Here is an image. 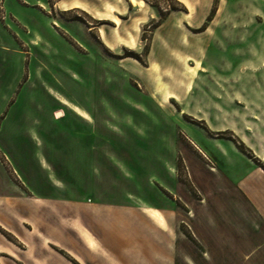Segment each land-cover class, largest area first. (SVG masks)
<instances>
[{
	"label": "rangeland",
	"instance_id": "rangeland-1",
	"mask_svg": "<svg viewBox=\"0 0 264 264\" xmlns=\"http://www.w3.org/2000/svg\"><path fill=\"white\" fill-rule=\"evenodd\" d=\"M246 72L264 73V0H0V175L20 184L14 167L39 188L49 173L60 187L54 217L69 215L73 227L66 233L72 255H63V264L127 259L112 257L113 248L99 240L100 202L149 209L157 224L147 218L145 232L120 231L128 240L115 248L143 253L137 238L147 237V264H264V225L250 221L249 208L242 217L233 209V223L224 227L210 223L183 160L200 153L194 132L219 139L220 147L231 141L249 158V141L264 152L263 93L253 100L240 90L264 88V81L243 80ZM210 88L230 93L211 97L231 104L223 117L224 105L215 103V132L197 117L209 107L199 95ZM207 156L204 163H214ZM255 163L264 170V160ZM164 168L182 183L180 191L159 186ZM85 230L99 241L84 240L87 247ZM40 242L53 255L48 239ZM5 258L13 264L15 256Z\"/></svg>",
	"mask_w": 264,
	"mask_h": 264
},
{
	"label": "crops",
	"instance_id": "crops-1",
	"mask_svg": "<svg viewBox=\"0 0 264 264\" xmlns=\"http://www.w3.org/2000/svg\"><path fill=\"white\" fill-rule=\"evenodd\" d=\"M242 77L243 80L255 78L257 81H264V73L256 74L246 72L243 73ZM240 90L245 91L246 96H252L253 100L254 96L259 97L261 95L260 93H263L264 97V88H241ZM203 91L206 93L203 92L199 96H205L207 98L206 100L203 99V102L208 104L209 107L204 111L203 116L198 114L197 117L199 122H203L204 127L210 132H215L213 129L217 126L214 123V118L216 119L215 103L224 105L223 117L230 114L228 108L231 104L225 97L223 99L221 98V101L211 97L216 95L228 96L230 93H228V89H224L223 95L212 88L204 89ZM59 99L57 100L59 101ZM193 100L196 101V99ZM255 100L257 101V98ZM59 102L76 114L72 110V106L76 105H66L61 100ZM259 102L264 103V99L261 98ZM77 116L86 121L91 120V118L88 120L82 116ZM224 122V127L230 126L226 123L227 119ZM193 134L194 136H192L191 142L197 147L200 153H194L195 160L189 157L183 160L185 162L188 179L195 189H197L199 195L200 203L198 206L202 208L207 202L206 210H208L209 222L224 227L225 224L233 223V209H238L236 214L238 217H242L240 216L241 213L247 216L249 208L253 215L250 221L264 225V170L255 163V160H264V152L260 153L258 150H255L256 148H252L251 142L249 141V145L246 148L253 152L252 158H249L231 141H228L226 144H221L220 147L218 144H215L216 142H220L219 139L208 136L207 138L201 132H194ZM239 139L243 144H246L241 136ZM200 149H203L204 152ZM206 154L214 163H204L202 155L207 156ZM6 158L13 167L11 159L8 156ZM37 160L39 168L46 172L38 157ZM48 168L50 172L53 171V174L56 175V170L51 165ZM12 170L15 172L20 184H15L10 180L11 184L8 185L5 182L6 180L2 172L0 175V264H7L6 261H2V259H7L5 255L15 256V259H12L13 264H18L17 262H23V260L25 264H48L49 261L46 259V256H51L55 260L58 258L60 263L63 264L62 262L64 260L66 261L63 255H72L70 248H68L72 244V238L66 234L73 228L72 218L69 215L66 216L63 212H58L59 217L55 218L54 214L56 212L52 208H55L54 204L57 202V199L54 197L57 198V194L61 196H64V194L59 186L52 183L49 173L47 174V184L44 187H39L41 188L39 189L29 184L17 169L13 167ZM159 173V175H156L157 183L164 191L170 194L180 191L178 186L182 185V183L176 178L175 173L168 172L165 168L162 171L160 170ZM5 176L7 177L6 174ZM171 177L174 183L170 184L169 180H171ZM82 181L81 183H83ZM84 181L86 182V178ZM137 200L147 204V201L143 198H138ZM67 202L70 204L64 205V208L67 207L64 210H70V207H72L73 202L70 200ZM148 205L151 210L159 212L152 204L148 203ZM132 206L124 205L120 202L116 204L112 202H100L95 205L94 218L96 224L99 225L98 230L101 231L99 240L102 244L113 248L111 253L112 257L115 256L118 259V257L127 255L126 260L120 261L121 264H147V237L143 238L142 236L141 240L137 238L140 241L138 243H140L139 246L142 247L143 253H137L134 249L132 252L128 251L126 254L120 253L118 248L115 250L116 247L121 245V240H128V238H121L119 236L120 231L126 232L132 230L134 232H145L147 231V218L151 223H156L147 215V210L149 209L142 208L139 204ZM159 213L164 219L163 214L161 212ZM239 221L248 222L246 219H240ZM193 222L196 223L198 220H193ZM199 222L201 221L199 220ZM92 223L94 224V222ZM85 231L81 232L84 244H86L84 240L88 239L95 242V237L92 239V237L88 236L87 231L89 232V230ZM109 232L112 233V236L106 237ZM8 236L11 237L12 241L8 239ZM41 236L44 239H48V246L50 249H53V255L47 254L43 247H41V245L43 246L40 242ZM99 240H96V242ZM133 240L130 239L129 241L133 242ZM134 241L136 242V239ZM56 247H59L64 254L55 251ZM30 251L31 253H29ZM27 254L31 259L26 256Z\"/></svg>",
	"mask_w": 264,
	"mask_h": 264
},
{
	"label": "bare ground",
	"instance_id": "bare-ground-1",
	"mask_svg": "<svg viewBox=\"0 0 264 264\" xmlns=\"http://www.w3.org/2000/svg\"><path fill=\"white\" fill-rule=\"evenodd\" d=\"M135 4V1H132V4ZM142 3V2H141ZM63 103H65L66 105H70L67 101H64V100H61ZM71 106V105H70ZM72 110L77 114V115H79V116H82V117H84V118H86V119H88L89 120V116L86 114V113H84L78 106H72Z\"/></svg>",
	"mask_w": 264,
	"mask_h": 264
}]
</instances>
